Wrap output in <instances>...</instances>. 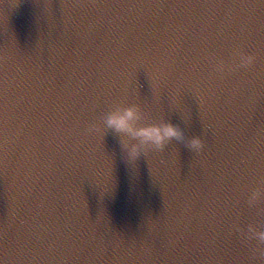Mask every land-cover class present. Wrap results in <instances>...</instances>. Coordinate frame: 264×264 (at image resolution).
<instances>
[{"label":"water","instance_id":"1","mask_svg":"<svg viewBox=\"0 0 264 264\" xmlns=\"http://www.w3.org/2000/svg\"><path fill=\"white\" fill-rule=\"evenodd\" d=\"M131 103L202 150L129 163L89 129ZM258 187L264 0H0V264H264Z\"/></svg>","mask_w":264,"mask_h":264},{"label":"clouds","instance_id":"2","mask_svg":"<svg viewBox=\"0 0 264 264\" xmlns=\"http://www.w3.org/2000/svg\"><path fill=\"white\" fill-rule=\"evenodd\" d=\"M239 56V62L227 65L223 59L217 60L215 69L223 74L226 71L250 66L255 62L253 54H245L236 50L234 56ZM102 127L96 124L90 125V131L107 132L111 130L118 137L125 159L134 163L141 154L147 150H163L165 145L172 140L182 141L194 152L203 148V140L200 135L191 137L185 134L184 128L169 120L160 119L149 121L145 119L144 112L139 104H115L102 117ZM264 198V188L258 187L248 196L249 206H254ZM238 230L239 226H235ZM247 238L264 243V230H260L255 224H249ZM264 255V249H252V254Z\"/></svg>","mask_w":264,"mask_h":264},{"label":"snow or ice","instance_id":"3","mask_svg":"<svg viewBox=\"0 0 264 264\" xmlns=\"http://www.w3.org/2000/svg\"><path fill=\"white\" fill-rule=\"evenodd\" d=\"M98 2V0H96ZM204 2H210V0H204ZM211 2H215V0H211ZM227 2V0H225ZM232 2H236V0H232ZM242 2H247V0H242Z\"/></svg>","mask_w":264,"mask_h":264}]
</instances>
